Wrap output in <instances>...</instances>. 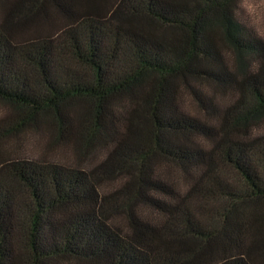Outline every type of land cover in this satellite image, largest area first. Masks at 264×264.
Returning a JSON list of instances; mask_svg holds the SVG:
<instances>
[{
    "label": "trees",
    "instance_id": "obj_1",
    "mask_svg": "<svg viewBox=\"0 0 264 264\" xmlns=\"http://www.w3.org/2000/svg\"><path fill=\"white\" fill-rule=\"evenodd\" d=\"M240 2L0 20V142L51 130L80 161L0 150V264H264V39Z\"/></svg>",
    "mask_w": 264,
    "mask_h": 264
},
{
    "label": "rangeland",
    "instance_id": "obj_2",
    "mask_svg": "<svg viewBox=\"0 0 264 264\" xmlns=\"http://www.w3.org/2000/svg\"><path fill=\"white\" fill-rule=\"evenodd\" d=\"M106 2L107 0H38V3L33 4L31 0H0V20L22 21L24 17L21 14L28 12L26 17L30 18L29 21L34 26L60 29L67 23V16L62 10L63 5L69 9L67 11L69 13L75 11L93 12L99 10ZM30 7L33 8L31 12L29 11ZM239 9L240 18L264 39V0H241ZM0 107L2 106L0 105ZM49 131L51 130H47L48 133L43 134L30 129L16 131L4 137L0 142V150L5 153L10 152L12 157L60 158L73 164L80 162L76 159L77 154L74 153V150L62 149L60 152H56L46 149V143L50 139ZM98 159L100 157L91 163L90 161L86 163L91 165Z\"/></svg>",
    "mask_w": 264,
    "mask_h": 264
}]
</instances>
